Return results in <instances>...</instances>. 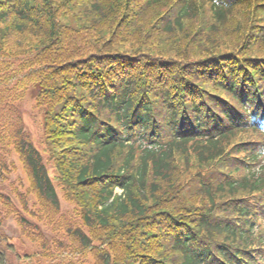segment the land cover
Listing matches in <instances>:
<instances>
[{"label": "trees", "instance_id": "1", "mask_svg": "<svg viewBox=\"0 0 264 264\" xmlns=\"http://www.w3.org/2000/svg\"><path fill=\"white\" fill-rule=\"evenodd\" d=\"M42 260L264 264V0H0V264Z\"/></svg>", "mask_w": 264, "mask_h": 264}, {"label": "rangeland", "instance_id": "2", "mask_svg": "<svg viewBox=\"0 0 264 264\" xmlns=\"http://www.w3.org/2000/svg\"><path fill=\"white\" fill-rule=\"evenodd\" d=\"M39 87V86H38ZM40 88V87H39ZM38 94V91L35 92L34 90L27 94L26 101L23 105L24 110V118H25V125L27 126L28 130L33 135V139L35 140L38 147H40L42 134H43V126H42V116L38 113V110L35 109V97ZM42 148V147H41ZM14 163L16 165V172L12 173L10 176V183H16L17 180L25 181L24 172L21 169L20 163L16 156H13ZM17 184V183H16ZM4 192L7 194L10 192V188L4 186ZM58 189H61L58 186ZM117 192L121 193L119 190ZM61 198V207L63 212H71L75 207L70 204L68 201L66 202L63 196L60 193ZM5 231L13 238L16 239L17 245L19 248H22V252L33 253L39 250L40 247L37 245L35 246L29 240L25 239L22 234L21 228L17 225L14 219H10L5 222ZM34 264H46L43 260L40 263L35 262Z\"/></svg>", "mask_w": 264, "mask_h": 264}]
</instances>
